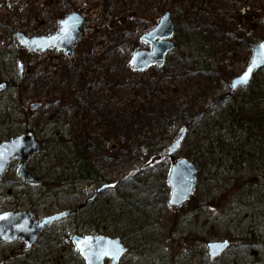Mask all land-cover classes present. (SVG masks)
<instances>
[{
    "label": "rangeland",
    "instance_id": "rangeland-1",
    "mask_svg": "<svg viewBox=\"0 0 264 264\" xmlns=\"http://www.w3.org/2000/svg\"><path fill=\"white\" fill-rule=\"evenodd\" d=\"M73 11L85 16L74 57L19 47L17 31L52 35ZM165 11L189 39L161 68L135 72L130 58L150 49L142 35ZM263 38L264 0H0V82L7 83L0 91V142L36 135L40 150L27 167L42 180L25 184L14 161L0 182V212L28 211L40 220L79 207L101 183H118L44 229L29 250L19 238L0 239V264H85L64 241L73 233L120 237L128 250L119 264H264V149L256 136L220 120L234 98L251 91L264 109V67L250 86L225 96ZM34 103L40 106L31 111ZM204 109L175 151L197 166L193 200L175 209L167 205L165 148ZM112 126L115 138L106 143L102 135ZM220 129L225 148L203 163L195 139L207 142ZM82 154L87 177L76 162ZM224 239L230 247L210 261L206 243Z\"/></svg>",
    "mask_w": 264,
    "mask_h": 264
},
{
    "label": "water",
    "instance_id": "water-1",
    "mask_svg": "<svg viewBox=\"0 0 264 264\" xmlns=\"http://www.w3.org/2000/svg\"><path fill=\"white\" fill-rule=\"evenodd\" d=\"M84 16L78 11L69 13L59 21V30L49 36H26L23 32L17 31L16 40L20 48L32 51L45 52L52 48L70 56L74 55L76 41L80 39L81 27ZM174 34V24L170 12L165 11L157 24L142 36V40L148 43L149 50H139L132 54L130 66L135 71H143L152 66L159 68L164 64L165 56L174 48L171 39ZM255 62V63H253ZM251 72L246 82L238 78L249 69ZM264 67V39L254 44L251 50V57L245 69L238 75L233 76L229 82L228 94L239 88L250 85L256 71ZM17 68L19 76H22L23 63L18 60ZM6 86L5 82L0 83V90ZM222 102L219 97L214 101V105ZM40 106V103L30 105V110ZM203 115L200 112L194 117ZM189 123H186L178 132L176 139L170 148H167V155L172 160L167 176V184L170 187V194L167 204L175 208H180L192 195L197 179V166L188 158H174V152L180 147V142L185 137ZM39 151L37 137L31 132H24L8 140L0 142V181L8 172L10 165L17 160V175L30 186H37L41 180L27 167V160ZM117 182L104 184L97 189V193L105 188H113ZM94 198V197H92ZM91 198V199H92ZM69 209L44 216L41 220L32 218V213L28 211H4L0 212V239L3 241H13L20 238L23 248L29 250L37 239L38 233L49 227L53 222L59 221L69 215ZM76 248L83 257L86 264H105L108 259L109 264H118L121 256L127 251V247L119 237H109L106 235H85L74 237ZM228 240L209 241L207 243V253L210 260H214L229 247Z\"/></svg>",
    "mask_w": 264,
    "mask_h": 264
},
{
    "label": "trees",
    "instance_id": "trees-1",
    "mask_svg": "<svg viewBox=\"0 0 264 264\" xmlns=\"http://www.w3.org/2000/svg\"><path fill=\"white\" fill-rule=\"evenodd\" d=\"M184 31V27H181L178 23L174 31V38L177 40L175 45H179L181 39H189V34ZM251 42L252 41H247L248 45L251 44ZM197 72L203 76H208L210 74L207 69H201ZM262 102L260 96L252 91L243 96H240V98H234L231 108L227 111L224 117L220 118V120L223 124L227 121H229V123L231 124L235 123L236 128L246 130L247 136H256L259 139L261 148L264 149V109L258 110L259 105L263 104ZM185 110L190 111L189 108H186ZM235 110H237V113H235ZM111 129V133H104L102 135V138L106 143L111 142V140L115 138V133H113V126ZM230 137L233 139L232 135H230ZM246 139L247 137L245 138V143ZM224 144L225 143L223 141V138L221 137L220 129L212 134L207 142L201 141V139L196 138L193 147L199 153V158H201L200 160H202L203 163H206L211 161V158L215 152L221 151L223 148H225ZM85 159V156H76V162L80 164V175L88 176L90 175V172H88L87 170L82 173ZM198 163L200 164V166H202L201 161H199ZM245 182H249V180H246ZM190 200H193V198H190ZM194 208H196V204Z\"/></svg>",
    "mask_w": 264,
    "mask_h": 264
},
{
    "label": "flooded vegetation",
    "instance_id": "flooded-vegetation-1",
    "mask_svg": "<svg viewBox=\"0 0 264 264\" xmlns=\"http://www.w3.org/2000/svg\"><path fill=\"white\" fill-rule=\"evenodd\" d=\"M18 69V68H17ZM135 71V70H134ZM136 72V71H135ZM19 74V73H18ZM3 82H5L6 83V81H3ZM0 83H2V82H0ZM6 87H7V83H6V86H5V88L4 89H6ZM3 90V89H2ZM1 91V90H0ZM212 106H214L213 104H212ZM216 106V105H215ZM203 112L204 113H206L207 112V109H204L203 110ZM196 115H193V117H195ZM193 117L191 118V119H193ZM190 128H192V126L190 125ZM112 148L114 147V145L113 146H111ZM165 150H166V154H167V148H165ZM39 152V151H38ZM37 152V153H38ZM81 156V155H80ZM82 156H85V154H82ZM169 157V156H168ZM85 158H86V156H85ZM86 160V159H85ZM87 169H86V167L84 166L83 168H82V171H86ZM88 172H89V170H87ZM82 173H84V172H82ZM81 177H87V176H83V175H80ZM109 183V182H108ZM108 183H101L99 186H97L96 188H95V191H94V193L91 195V196H89L86 200H85V202L82 204V205H80L79 207H76V208H74V209H72V208H67V209H69L71 212L69 213V215L68 216H70L71 214H73V213H75V212H78L82 207H84L85 205H87L88 203H90L91 201H94L103 191H105V190H107V189H112V188H105V189H103V190H101L100 192H98L97 193V189L100 187V186H102V185H104V184H108ZM42 184V180H41V183H40V185ZM39 185V186H40ZM117 185H118V183H117ZM116 185V186H117ZM115 186V187H116ZM115 187H113V188H115ZM92 197H94V198H92ZM92 198V199H91ZM67 209H63V210H67ZM63 210H59V211H63ZM57 212V211H56ZM67 216V217H68ZM43 231V230H42ZM41 231V232H42ZM41 232L38 234V237H39V235L41 234ZM82 235H85V234H81V233H73L70 237H65L64 238V241H65V243H67V244H69V245H74L75 246V242H74V240H73V238L74 237H77V236H82ZM3 264H7V263H3Z\"/></svg>",
    "mask_w": 264,
    "mask_h": 264
},
{
    "label": "snow or ice",
    "instance_id": "snow-or-ice-1",
    "mask_svg": "<svg viewBox=\"0 0 264 264\" xmlns=\"http://www.w3.org/2000/svg\"><path fill=\"white\" fill-rule=\"evenodd\" d=\"M255 63V62H253ZM251 72V65L249 66V69L247 71H245L241 77H239L238 79L242 82H246L247 81V78L249 76V73Z\"/></svg>",
    "mask_w": 264,
    "mask_h": 264
}]
</instances>
